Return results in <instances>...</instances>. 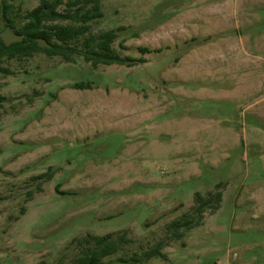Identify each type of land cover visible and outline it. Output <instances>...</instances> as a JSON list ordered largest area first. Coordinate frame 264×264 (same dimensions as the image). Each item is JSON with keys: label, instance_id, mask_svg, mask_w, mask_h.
<instances>
[{"label": "rangeland", "instance_id": "obj_1", "mask_svg": "<svg viewBox=\"0 0 264 264\" xmlns=\"http://www.w3.org/2000/svg\"><path fill=\"white\" fill-rule=\"evenodd\" d=\"M102 9L91 32L118 30L115 48L144 61L0 63V264H74L107 233L129 242L101 264H264V0ZM0 35L19 39L2 17ZM219 189L220 208L171 237L195 193ZM161 241L165 258L131 259Z\"/></svg>", "mask_w": 264, "mask_h": 264}, {"label": "trees", "instance_id": "obj_2", "mask_svg": "<svg viewBox=\"0 0 264 264\" xmlns=\"http://www.w3.org/2000/svg\"><path fill=\"white\" fill-rule=\"evenodd\" d=\"M103 0H40L39 4L28 9L24 14L12 3L4 1L0 4V18L5 25L15 31L18 40L7 43L0 35V63L5 59H22L31 57L36 53H43L48 57L59 56L66 62H76L77 57H83L92 66L123 64L133 66L142 62L144 58H135L121 54L114 46L118 37V30L109 29L100 33L91 32L92 21L104 16ZM17 17L23 21L17 22ZM144 52L150 51L148 47H140ZM0 70L9 72L0 65ZM90 85L77 84V88H86ZM6 97L0 95V108ZM37 179L50 180L52 172L41 173ZM222 184L218 183L219 188ZM38 188L41 183H38ZM194 215L190 217L185 213L182 217L174 219L168 225L171 237L181 238L184 231L200 225L203 214L207 209L216 211L223 201V191L219 189L207 196L201 192L195 193ZM113 233L105 235H89L84 240L86 245L82 254L74 264H101L104 257L114 254L120 249L122 243L129 242L125 235L113 237ZM170 237V238H171ZM165 241L159 242L154 248L145 251L143 258L133 256L137 261L148 260L154 256L166 257L162 251Z\"/></svg>", "mask_w": 264, "mask_h": 264}]
</instances>
